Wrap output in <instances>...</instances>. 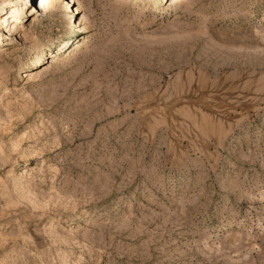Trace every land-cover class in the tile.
<instances>
[{"label":"rangeland","instance_id":"rangeland-1","mask_svg":"<svg viewBox=\"0 0 264 264\" xmlns=\"http://www.w3.org/2000/svg\"><path fill=\"white\" fill-rule=\"evenodd\" d=\"M13 1L0 264H264V0Z\"/></svg>","mask_w":264,"mask_h":264},{"label":"bare ground","instance_id":"bare-ground-1","mask_svg":"<svg viewBox=\"0 0 264 264\" xmlns=\"http://www.w3.org/2000/svg\"><path fill=\"white\" fill-rule=\"evenodd\" d=\"M34 0H14L12 5L10 6V9L7 11V13H5L1 19L3 18H11L12 19V22L13 25L15 22L19 21V19H21V17L26 13V7H27V3L28 2H33ZM56 0H37L36 1V9H37V14L38 13H43V14H48L50 8H52V5L55 3ZM163 2L164 0H150L151 4L152 5H157L159 4V2ZM62 5H65L64 8H66V10L64 12H68L70 11V9H72L73 11L76 10V7H75V0H62ZM1 6V5H0ZM72 6V8H71ZM78 11V10H76ZM63 13V12H62ZM74 23L77 24L79 26V29L78 31L79 32H88L90 30H92V26L87 22V21H84L83 18L79 19H75L74 20ZM77 30L74 29L73 27H70L69 28V35L71 36L70 39L68 40L67 42V45L69 43H71L72 41V37L76 38L77 37ZM9 34L10 35H14V34H18V33H15V29H9ZM76 34V35H75ZM77 39V38H76ZM76 39H75V42H73L72 45H76ZM63 46L61 47V51L65 50V47L67 46ZM44 46H42L41 48H39V54H43L44 53V49H43ZM66 53V51H65ZM64 53V54H65ZM31 56V55H30ZM34 56V55H33ZM33 59V58H32ZM35 63L39 62V58L37 57V60H34Z\"/></svg>","mask_w":264,"mask_h":264}]
</instances>
